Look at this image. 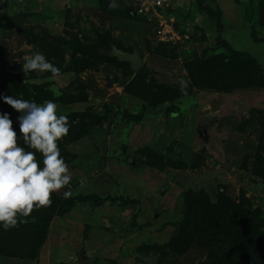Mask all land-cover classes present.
<instances>
[{"label":"rangeland","instance_id":"obj_1","mask_svg":"<svg viewBox=\"0 0 264 264\" xmlns=\"http://www.w3.org/2000/svg\"><path fill=\"white\" fill-rule=\"evenodd\" d=\"M158 1L116 0L110 9L109 0H0V93L53 100L68 116L60 141L72 175L50 205L20 218L22 233L0 228V264H264V89L225 92L213 70L244 80L234 51L264 71V0H203L220 12V34L190 1ZM169 30L177 38L161 41L157 33ZM75 43L103 62L90 64ZM113 47L138 51L154 86L145 99L125 94L136 72L107 62ZM36 52L60 74L23 72ZM187 66L213 80L195 87ZM165 88L189 93L173 113L144 101ZM85 108L104 119L77 140ZM0 110L19 115L3 102ZM41 211L53 217L39 256L16 259L27 254L26 222ZM185 226L192 247L164 261L163 245Z\"/></svg>","mask_w":264,"mask_h":264},{"label":"clouds","instance_id":"obj_2","mask_svg":"<svg viewBox=\"0 0 264 264\" xmlns=\"http://www.w3.org/2000/svg\"><path fill=\"white\" fill-rule=\"evenodd\" d=\"M108 6L114 9L118 4L109 0ZM22 69L60 74L42 52L26 56ZM0 102L19 113L14 121L11 112L0 110V228L7 231L34 208L50 205L51 195L70 185L72 175L58 145L70 124L53 100L38 104L0 93Z\"/></svg>","mask_w":264,"mask_h":264},{"label":"trees","instance_id":"obj_3","mask_svg":"<svg viewBox=\"0 0 264 264\" xmlns=\"http://www.w3.org/2000/svg\"><path fill=\"white\" fill-rule=\"evenodd\" d=\"M191 3H193L195 5V9L196 11L201 14L204 15L208 21H210L211 23H214L215 28L217 29V34H220L223 30L222 28V24L220 21V12L218 11H214L213 9H211L209 6L205 5L203 3V0H188ZM161 10H159L160 12ZM162 12V11H161ZM168 46V45H167ZM73 49L76 53H79L81 55H86L88 59H90V64L91 63H97L99 62V60L101 62H103L102 60V56L100 58H97L98 55L96 54V50L89 48V47H85L83 48L81 44L75 43L73 46ZM123 52H127V53H131V51H125L123 49H120ZM234 57L237 59L235 61H233V65L237 64L239 66H242L241 64H244L245 68H246V73L248 72V74H245V78L243 76V74L241 73L240 75L243 76V79H239L237 78L236 75L232 74V73H226L224 74V76L227 78V80H225L222 76V74L216 72V70L213 68V70L215 71L216 76L218 77H222V83H226L228 86H223L222 88H220L221 90L225 91V92H229L231 90H238V89H249V88H259V89H264V71L261 70V68H259L256 63L253 60H250L249 58H247L246 55H242L241 53H237V52H231ZM104 58V57H103ZM107 60L108 63H112V64H118V65H123L128 67L127 64L123 63V64H119L115 59H111L109 57L105 58ZM241 63V64H240ZM191 66H187V70H188V75H189V79L191 80V82L193 81V84H195V87L202 86L205 85V83H209L211 82L213 79L212 77H209V75L204 76L203 77H197L195 74V70L194 68H190ZM238 67L237 69L239 70ZM131 73V72H130ZM146 71L144 69V67H141L136 74L134 75V79L132 80V82L129 83V85L126 87L125 89V94L126 95H131L136 98H138L137 100L140 99H145L146 95L149 93L148 90H152L154 88L153 85H146L144 83L145 81V75ZM209 77V78H208ZM180 91V90H178ZM159 92V89H158ZM177 91L174 90H166L163 89L162 93L156 96H153V100H144L147 105H152L155 107H158L160 105H164L167 104V108L166 111L169 113H173V108H176V104L178 103L179 100H182L185 96H187L189 93H184V94H176ZM46 99H50L49 97L46 96ZM89 108H85V111L81 113L82 115V124L79 125V127L81 129H79V131L77 132V136L76 139L78 140V138H80L81 136L84 137L86 136L92 129H94L96 126H98L101 122H103L104 116L100 117L99 114H95L93 111H86ZM145 111V110H142ZM86 120V122H85ZM126 120H128L129 122H133V123H138L140 121V117L138 116H126ZM75 140V138L71 137V139H69L67 142L71 143ZM65 142V143H67ZM59 148H60V152L61 154L66 155L65 153H67V151L65 150V146L63 144V142L59 141L58 142ZM65 158V157H64ZM134 164V168H136V161L134 162V160H131ZM64 198V197H63ZM88 199V198H86ZM90 201L93 203L96 202H100V203H104L106 202V199H100L98 197H89ZM71 200V199H70ZM89 201V200H86ZM89 201V202H90ZM60 205L59 202H57L55 204L54 207H58ZM42 214L39 213L38 219L36 218V222H30L27 221L25 226L27 233L26 235L27 237V242H26V251L27 254L26 255H20V256H15L17 257L16 259H28L29 261L31 260V262L36 261L37 257L39 256V252L40 249L43 246L44 243V236L47 233V229L49 226V220L52 219L53 216L52 213L46 215L48 217V219H45L43 216V211H41ZM44 218V219H43ZM24 225V224H23ZM20 227H22V225L20 223H18V225L15 228H11L10 232L12 233H22V231L18 230ZM252 227V222L250 220L246 221V226L244 228V233L247 232L248 230H251ZM186 231L182 229H179L172 234L170 240L163 245V248L165 250L164 253V257L162 256L161 258L170 262H174L176 261V257L177 256H182L183 254H186L190 247H192V241H191V232H193L190 228L188 231L187 226H185ZM199 230V229H198ZM195 231V230H194ZM185 232V233H184ZM22 236L24 234H21ZM24 238V237H23Z\"/></svg>","mask_w":264,"mask_h":264},{"label":"water","instance_id":"obj_4","mask_svg":"<svg viewBox=\"0 0 264 264\" xmlns=\"http://www.w3.org/2000/svg\"><path fill=\"white\" fill-rule=\"evenodd\" d=\"M110 56L115 58L118 62L126 63L132 72H137L142 66V58L136 49L131 53L117 50L115 47L111 49ZM131 166H134L131 160L128 161Z\"/></svg>","mask_w":264,"mask_h":264},{"label":"built area","instance_id":"obj_5","mask_svg":"<svg viewBox=\"0 0 264 264\" xmlns=\"http://www.w3.org/2000/svg\"><path fill=\"white\" fill-rule=\"evenodd\" d=\"M161 3L163 4L164 1L161 0V1H158L156 3L157 8H160L159 6L161 5ZM157 34H158V38H160L161 41H164V40H167V39H170L171 40V39H176L177 38V34L174 33L173 31H170V30L169 31H165V32H160L159 31Z\"/></svg>","mask_w":264,"mask_h":264}]
</instances>
